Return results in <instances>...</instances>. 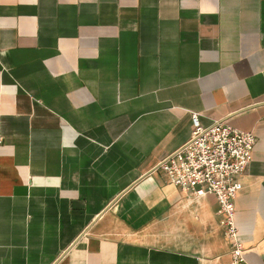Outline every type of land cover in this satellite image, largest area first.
<instances>
[{"label":"crops","instance_id":"obj_1","mask_svg":"<svg viewBox=\"0 0 264 264\" xmlns=\"http://www.w3.org/2000/svg\"><path fill=\"white\" fill-rule=\"evenodd\" d=\"M255 135L235 201L264 264V0H0V264H227L212 194L159 164Z\"/></svg>","mask_w":264,"mask_h":264},{"label":"built area","instance_id":"obj_2","mask_svg":"<svg viewBox=\"0 0 264 264\" xmlns=\"http://www.w3.org/2000/svg\"><path fill=\"white\" fill-rule=\"evenodd\" d=\"M193 131L189 140L165 158L161 169L172 184L194 196L216 197L221 225L231 244V260L227 264H244V248L239 240L235 201L240 178L252 160L255 135L227 121L202 126L192 114Z\"/></svg>","mask_w":264,"mask_h":264}]
</instances>
